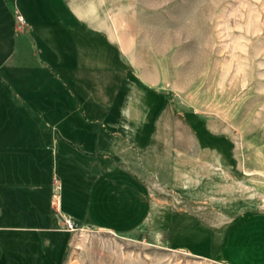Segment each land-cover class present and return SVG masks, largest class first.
Segmentation results:
<instances>
[{
    "label": "rangeland",
    "instance_id": "374dc122",
    "mask_svg": "<svg viewBox=\"0 0 264 264\" xmlns=\"http://www.w3.org/2000/svg\"><path fill=\"white\" fill-rule=\"evenodd\" d=\"M114 1L118 5L106 10L122 11L133 32L148 25L164 41L160 83H144L130 65L115 67L104 51H97V64L80 62L86 67L65 77L71 109L81 104L88 111L93 102L118 108L120 90L131 98L124 105L135 130L146 119L150 149L161 143V157L149 161L159 170L154 179L163 181L150 193L146 230L141 224L122 231L82 225L57 209L60 227L49 236L56 241L51 245L40 228L52 226L57 214L18 204L6 211L5 225L15 229L1 231V264H225L210 258L221 249L206 241L207 231L218 239L222 230L213 224L223 215L264 210V0ZM18 19L22 30L25 20ZM12 193L16 203L26 202L25 191ZM163 219L171 231L159 228ZM172 240L175 247L167 245Z\"/></svg>",
    "mask_w": 264,
    "mask_h": 264
},
{
    "label": "crops",
    "instance_id": "0c3cea01",
    "mask_svg": "<svg viewBox=\"0 0 264 264\" xmlns=\"http://www.w3.org/2000/svg\"><path fill=\"white\" fill-rule=\"evenodd\" d=\"M114 2L0 0V264L1 231L15 229L5 225L6 211L18 204L46 207L48 215L57 214L51 218L52 226L40 228L46 230L51 245L56 241L49 236L60 227L58 211L82 225L122 231L141 224L146 230L150 193L163 181L154 179L159 170L152 169L149 161L159 160L161 143L150 149L146 119L135 130L124 105L131 98L120 90L115 98L118 108L113 105L105 111L100 102L86 101L88 111L81 104L71 109L70 82L65 77L86 67L80 62H100L97 51H104L115 67L130 65L144 83H160L164 41L148 25L133 32L122 11L106 10L118 5ZM19 16L25 20L22 30ZM74 38L89 47L78 48L71 43ZM158 40L161 44L156 45ZM58 84L67 88V94ZM14 189L30 193L28 199L26 193L22 196L25 203H16L19 196L12 193ZM219 222L213 227L222 230L220 237L214 239L215 233L208 231L205 237L221 251L215 257L204 256L225 264H264L263 209L236 211ZM159 228L171 231L174 226L163 219ZM173 241L167 245L175 247Z\"/></svg>",
    "mask_w": 264,
    "mask_h": 264
},
{
    "label": "trees",
    "instance_id": "16d2710c",
    "mask_svg": "<svg viewBox=\"0 0 264 264\" xmlns=\"http://www.w3.org/2000/svg\"><path fill=\"white\" fill-rule=\"evenodd\" d=\"M71 71L73 72V71H77V70H71ZM71 71H69V74H71Z\"/></svg>",
    "mask_w": 264,
    "mask_h": 264
},
{
    "label": "built area",
    "instance_id": "2783aa9c",
    "mask_svg": "<svg viewBox=\"0 0 264 264\" xmlns=\"http://www.w3.org/2000/svg\"><path fill=\"white\" fill-rule=\"evenodd\" d=\"M68 221H70V220H68ZM69 224H70V222H68Z\"/></svg>",
    "mask_w": 264,
    "mask_h": 264
}]
</instances>
